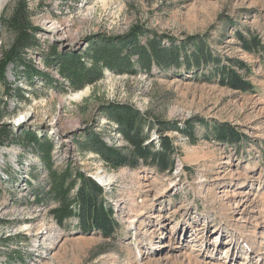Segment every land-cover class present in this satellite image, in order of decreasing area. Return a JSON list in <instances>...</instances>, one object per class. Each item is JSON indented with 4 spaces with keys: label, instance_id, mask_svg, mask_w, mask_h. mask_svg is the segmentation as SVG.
Masks as SVG:
<instances>
[{
    "label": "rangeland",
    "instance_id": "rangeland-1",
    "mask_svg": "<svg viewBox=\"0 0 264 264\" xmlns=\"http://www.w3.org/2000/svg\"><path fill=\"white\" fill-rule=\"evenodd\" d=\"M13 2L1 5L2 19L10 15ZM39 4L40 0H30L33 10ZM41 4L32 18L39 28L35 32L39 44L26 55L56 80L63 78L43 60L48 45L82 51L95 36L114 38L137 25L145 32L140 34L141 43L157 37L164 47L179 44L182 54L194 48L192 40L202 41L220 65H230L255 90L246 93L229 87L218 81L220 77L207 81L212 60L188 70L189 61L179 67L161 57L160 65L169 64L164 68L152 64L149 71L139 67L136 73L123 75L106 70L95 85L70 92H61L59 81L52 86L40 76L28 78L22 67L15 70L9 64V85L27 98L21 101L14 91L6 95L0 85V100L7 103L3 120L12 126L11 136L33 130L51 138L57 164L69 156L100 181L121 228L119 235L109 238L57 225L48 213L52 204L32 203L31 190L38 179L29 174L31 164L39 168V180L45 177L36 154L22 139H8L0 146V264H216L227 252L243 257V243L264 255V52L252 54L241 42L242 37H256L264 45V0H43ZM12 39L13 33L2 27L0 52ZM236 61L249 71L236 68ZM108 103L126 104L149 118L192 128L194 142L176 130L165 132L178 150L172 173L111 169L94 154L79 153L75 135L89 126L100 131L108 144L123 145L114 126L103 118ZM158 137L153 130L151 140L158 143ZM96 174L109 180L101 181ZM172 184H176L172 192L152 207V197ZM245 190L250 199L258 194L256 208L240 214L236 205ZM163 242L166 246L161 247ZM222 259L219 264H235L226 255Z\"/></svg>",
    "mask_w": 264,
    "mask_h": 264
},
{
    "label": "trees",
    "instance_id": "trees-1",
    "mask_svg": "<svg viewBox=\"0 0 264 264\" xmlns=\"http://www.w3.org/2000/svg\"><path fill=\"white\" fill-rule=\"evenodd\" d=\"M41 3L43 0H40L36 10H41ZM36 10L31 9L30 0H14L10 15L3 19L0 17L2 27L13 33L12 42L0 52V85L6 95L14 91L21 101H27V98L18 87L12 90L6 77L9 64L13 65L15 70L22 67L23 74L25 72L28 78L40 76L44 81L53 82L52 86L56 85L54 82L59 81L48 72L38 69L27 59V50L39 44L35 35L39 28L34 26L32 20ZM141 33L145 34L142 28L136 25L126 34L114 38L101 34L90 39L87 47L82 51L59 49L56 44H50L47 52L43 54V60L46 66L54 69L63 78L62 82L59 81L61 92L95 85L104 77L106 70L115 75H123L134 74L139 67L149 71L152 64L164 68L169 64L160 65L159 61L163 57L162 60L169 58L170 65L179 67L189 61L186 67L188 70L197 69L203 63L212 60L215 66L213 65L208 71L209 76L205 78L207 81L220 77V80L218 78L217 80L222 81L221 84L224 83L246 93H254L255 89L250 82L241 78L230 65H220L215 56L204 50L202 41L192 40L194 48L188 55L181 53L183 48L179 44L164 47L161 39L157 37L141 43L139 41ZM237 36L241 38L240 32ZM242 38L243 47L248 52L252 54L264 52V45L256 37H250L248 40ZM235 63L236 68L249 71L244 63L240 61ZM6 109V101L0 100V146L8 139L10 141L22 139L23 144L26 143V147L30 146L36 154L45 173L44 179L39 180V168L33 164L29 167V174L34 179H38L37 186L31 190L34 199L32 203L43 206L52 204L48 213L61 227L68 224V227L80 229L82 232L95 230L109 238L117 235L120 225L108 202V192L104 187L88 176L69 156L61 164H57L53 155L55 144L51 138L41 136L33 130H22L18 136H11L12 126L3 120ZM102 112L103 118L119 133L123 145L108 144L100 131H95L90 126L82 134L77 137L75 135V144L76 149L83 156L92 153L111 169L147 168L161 175L172 173L175 165L174 155L178 150L165 132L176 130L185 135L190 142H194V133L190 126L179 127L173 123L149 118L138 109L126 104L108 103L103 107ZM156 123L159 129L155 127ZM153 130L159 136L158 143L151 140ZM218 132L221 134L223 130L219 129ZM27 181L29 186L33 187L32 181L30 179ZM71 220L75 221L73 225ZM1 223L3 222L0 221Z\"/></svg>",
    "mask_w": 264,
    "mask_h": 264
},
{
    "label": "bare ground",
    "instance_id": "bare-ground-1",
    "mask_svg": "<svg viewBox=\"0 0 264 264\" xmlns=\"http://www.w3.org/2000/svg\"><path fill=\"white\" fill-rule=\"evenodd\" d=\"M3 2H5V0H0V10H1V5L3 4ZM96 178L99 179V180H101V181H102V179H105V181L109 180L108 177L105 178L104 175L101 176V175H97L96 174ZM175 186H176V184L169 185L167 187V189H165L161 194L157 195L155 197V199H154V197H152L153 199L151 200V206L152 207H155V204H156L155 201L163 200L167 196V193L172 192V190L174 189ZM240 191H242V190H240ZM241 194L244 196V199H242L239 202H237L236 207H238V209H239L237 212H239L240 214H242V213L243 214H245V213L248 214V212H249L248 211V208L249 207L256 208L253 203L256 201V199L258 197V194L253 193L252 199H250V197L247 198V196L249 194V190H245ZM144 206L149 207L148 204H145ZM139 214L142 215V217H143L145 215V212H139ZM155 215H157L159 218H161V215L160 214H155ZM130 223L131 224H134L135 223V220H130ZM136 223H137V225H139L140 224V221H136ZM255 227L257 228V225ZM200 238L201 237H199L198 239H200ZM171 240H172V238H171ZM253 240H255V239H253ZM262 240H263L262 244L264 245V237L262 238ZM172 243H173V240H172V242L170 244H172ZM181 244L182 243H179L178 245H181ZM243 245H244L243 248L245 249L244 253L242 252V255L244 254L243 257L242 256H239L238 257L234 253V251H231V254L227 252L226 254H222L221 256H219V257H221V260L218 259V261L216 262V264H219V263L222 262V260H223L222 258H223L224 255L227 256V259H231L232 262H235V264H264V255L261 252L257 251L255 248L252 247V245H250L248 243H243ZM160 246L161 247L166 246L165 242H163V244H161ZM206 246H208V243L205 244V247L203 249H207ZM211 256H212V254H211ZM211 256H208V258L213 259Z\"/></svg>",
    "mask_w": 264,
    "mask_h": 264
},
{
    "label": "water",
    "instance_id": "water-1",
    "mask_svg": "<svg viewBox=\"0 0 264 264\" xmlns=\"http://www.w3.org/2000/svg\"><path fill=\"white\" fill-rule=\"evenodd\" d=\"M1 29H2V23H1V21H0V31H1ZM93 178V177H92Z\"/></svg>",
    "mask_w": 264,
    "mask_h": 264
}]
</instances>
